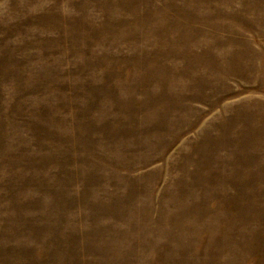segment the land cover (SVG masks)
<instances>
[{
    "label": "rangeland",
    "instance_id": "rangeland-1",
    "mask_svg": "<svg viewBox=\"0 0 264 264\" xmlns=\"http://www.w3.org/2000/svg\"><path fill=\"white\" fill-rule=\"evenodd\" d=\"M0 264H264V0H0Z\"/></svg>",
    "mask_w": 264,
    "mask_h": 264
}]
</instances>
